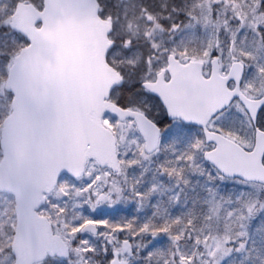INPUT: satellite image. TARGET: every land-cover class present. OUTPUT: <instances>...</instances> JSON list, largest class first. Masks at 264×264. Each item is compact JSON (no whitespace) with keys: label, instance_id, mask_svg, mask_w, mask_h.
<instances>
[{"label":"rangeland","instance_id":"374dc122","mask_svg":"<svg viewBox=\"0 0 264 264\" xmlns=\"http://www.w3.org/2000/svg\"><path fill=\"white\" fill-rule=\"evenodd\" d=\"M14 1L0 0V24H8ZM37 1L40 7L42 2ZM102 1L103 17H112L115 23L112 38H121L109 60L127 86L155 80L172 53L183 61H204L206 75L215 56L223 74L234 60H239L247 68L243 91L252 98L264 93V14L255 15L264 0H204L200 5L196 4L198 0ZM148 3L160 9L158 14L165 22L171 21L174 26L170 32L155 24L159 16L145 7ZM196 8L199 13L194 11ZM212 9L223 21L212 20ZM228 24L235 31L234 37L226 34ZM7 39L12 42L8 50ZM20 41L23 44V38L12 30L7 35L0 32V65L7 59V73ZM4 74L0 72V113L8 115L12 94L5 90ZM134 90L131 108L155 121L165 118L157 98L140 86ZM118 99L116 90L112 100ZM103 122L116 135L119 170L113 173L92 160L83 178L62 177L40 213L68 242L72 257L69 261L49 259L42 264H107L115 253L129 264H193L202 252L206 256L204 264H264L263 185L216 174L222 190L231 188L227 195L215 198L209 176L212 170L206 172L208 167L199 161L204 145L197 128L172 122L162 136L159 151L147 155L133 121L121 123L106 114ZM260 126L264 127V111ZM209 127L247 150L253 147L254 129L238 101L213 119ZM163 154L174 163L173 175L158 166ZM11 205L6 194L0 193V264L14 263L7 250L16 224ZM243 206L249 219L240 221L238 216L243 211L237 207ZM158 213L163 226L154 228L153 215ZM139 220L142 223L132 227ZM89 222L99 226L98 236L79 235Z\"/></svg>","mask_w":264,"mask_h":264},{"label":"water","instance_id":"95a60500","mask_svg":"<svg viewBox=\"0 0 264 264\" xmlns=\"http://www.w3.org/2000/svg\"><path fill=\"white\" fill-rule=\"evenodd\" d=\"M97 0H44L43 10L19 3L11 27L30 42L15 58L6 89L13 92V112L4 121L1 138L0 191L16 198L17 227L12 243L14 264H37L50 257H70L69 246L55 234L50 221L39 215L64 173L83 176L89 158L101 167L118 170L115 135L102 124L111 112L121 121L135 120L147 153L159 146L161 128L144 113L122 109L108 101L112 90L122 86L121 76L107 63L114 43L111 19L98 15ZM37 24H41L38 28ZM204 64H181L169 58L156 82L143 86L156 96L169 120L180 119L203 129L213 150L204 158L227 178L264 184V131L257 127L264 96L250 99L241 90L245 66L234 62L227 77L220 75L218 60L209 78ZM233 80L235 88L228 89ZM239 99L256 127L251 151L208 129L213 117ZM98 233L95 224L81 233ZM113 264H116L115 262Z\"/></svg>","mask_w":264,"mask_h":264},{"label":"trees","instance_id":"16d2710c","mask_svg":"<svg viewBox=\"0 0 264 264\" xmlns=\"http://www.w3.org/2000/svg\"><path fill=\"white\" fill-rule=\"evenodd\" d=\"M188 2V0H185V3H187ZM204 2V0H198L197 1V5H200V4H202ZM189 4V3H188ZM205 4V3H204ZM201 5L202 7H204L205 5ZM200 6V7H201ZM149 11H151L152 13H156V16H159V14L158 13H161V11H160V9H158V8H155L154 6H152L150 3H148V4H146V6H145ZM201 7V8H202ZM194 11L195 12H197V13H199L200 12V10L199 9H194ZM258 13H260V14H264V1H261V3L259 4V7L257 8V10H256V13H255V15L256 14H258ZM217 15L214 13V10L212 9V20H214L215 19V21H217V22H221V21H223V19L222 18H219V17H216ZM166 20L162 17V16H159V18H157V20L155 21V24H158L159 25V27H161V28H163L164 30H166V31H168V32H170V30L172 29V27L174 26V25H172L171 24V21L170 20H167V22H165ZM234 33H235V31L234 30H232V25L231 24H228V26H227V28H226V34H228V35H230V36H232V37H234ZM7 43H8V45H9V47L8 48H5V49H10L11 47V40L9 41V39H7V41H6ZM2 48H4V47H2ZM12 48L13 49H15L14 48V44H13V46H12ZM14 52H16V51H13V53ZM137 85L138 86H140V84L139 83H137ZM133 91V88H127L126 86H123L122 88H121V96H120V102H119V104L121 105V106H123V107H128L129 105H130V103H129V98H130V94H131V92ZM2 116L3 115H0V123H1V119H2ZM161 126L162 127H165V124L163 123V124H161ZM163 157H161L160 159H159V161H158V166H160L162 169H164L165 171H167L169 174H174V163L172 162V159L169 157V155H167L166 154V156L163 154L162 155ZM206 172H210V168H208L207 170H206ZM214 175V176H213ZM209 176H211L212 177V187L214 188V190H213V188H212V192L213 193H215V198H218V195L220 194V196L221 195H227L228 194V191L230 190V188L231 187H229V188H223V190L219 187V178L216 176V174L213 172V170H212V173H209ZM234 181V180H233ZM231 183H235V182H231ZM236 184V183H235ZM219 189L218 191L217 190H215V189ZM220 191H223V192H220ZM262 193H264V189L262 190ZM221 200V199H220ZM223 207V206H222ZM238 209H242V213H239V216H238V218H240V221L241 220H243L244 221V219H245V217H246V220H248L249 219V216H248V213L247 212H245L246 211V208H245V206H243V207H237ZM190 209L192 210L193 209V207L191 206L190 207ZM195 210H197V208L195 207L194 208V212H195ZM238 211H240V210H238ZM159 217V216H158ZM185 218H188V216H186L185 215ZM161 222V220L160 219H157V218H153V222H152V224L154 223L155 224V228H157L158 226H163V222H162V224L160 223ZM217 222L218 221H216L214 224H213V226L212 227H215L216 225H217ZM224 222L225 221H223V222H220L221 224H224ZM213 223V222H212ZM264 224V223H263ZM203 251V249L201 248V250H200V252H202ZM206 256H205V254H203V252L202 253H200L199 254V258L197 259V261H195L193 264H204V262L206 261L204 258H205Z\"/></svg>","mask_w":264,"mask_h":264},{"label":"snow or ice","instance_id":"6c2138e0","mask_svg":"<svg viewBox=\"0 0 264 264\" xmlns=\"http://www.w3.org/2000/svg\"><path fill=\"white\" fill-rule=\"evenodd\" d=\"M11 29V25L5 23V24H0V32H2L4 35L8 34V30ZM13 32H15L14 29H12ZM7 68H8V61L5 59V62L3 65H0V72H4L5 74L7 73Z\"/></svg>","mask_w":264,"mask_h":264},{"label":"flooded vegetation","instance_id":"af4514ba","mask_svg":"<svg viewBox=\"0 0 264 264\" xmlns=\"http://www.w3.org/2000/svg\"><path fill=\"white\" fill-rule=\"evenodd\" d=\"M114 257H115V258L117 257L119 261L123 259L120 255H118V253H115V254H114Z\"/></svg>","mask_w":264,"mask_h":264}]
</instances>
